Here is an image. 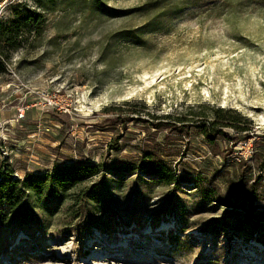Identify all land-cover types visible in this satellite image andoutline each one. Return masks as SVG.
I'll return each mask as SVG.
<instances>
[{"label":"rangeland","instance_id":"rangeland-1","mask_svg":"<svg viewBox=\"0 0 264 264\" xmlns=\"http://www.w3.org/2000/svg\"><path fill=\"white\" fill-rule=\"evenodd\" d=\"M15 7L42 22L0 39V173L99 169L7 209L0 264H264V0H0V21ZM219 108L249 130L209 142ZM150 159L177 182L125 170Z\"/></svg>","mask_w":264,"mask_h":264},{"label":"trees","instance_id":"trees-1","mask_svg":"<svg viewBox=\"0 0 264 264\" xmlns=\"http://www.w3.org/2000/svg\"><path fill=\"white\" fill-rule=\"evenodd\" d=\"M41 15L28 8H13L12 18L6 21H0V39L7 44L9 50H13L18 43V39L24 29L41 28ZM8 56H4L0 52V74L6 71V60ZM214 118L207 123H203L198 127L200 133L209 142H214L215 134L222 135L224 129L232 128L237 131H248V128L241 129L239 123L244 120L238 113L228 111L223 108L213 110ZM125 168V167H124ZM98 169L95 166L84 167L81 165H71L67 168L54 170L53 172L45 173L41 176H27L23 180H16L9 178L6 174L0 173V221H4L7 209L11 211L17 210L18 206L23 200V197L29 194L28 197L34 196L39 200L42 199L45 193L50 196L58 197L60 191H66L77 187L83 183L86 178L98 174ZM125 170L136 172L142 170L144 173L155 176L159 181L165 185H173L178 178L172 173V170L162 160L150 159L142 166H134V164L127 165ZM115 171V170H113ZM98 191L92 192V196L98 194ZM24 219H35L34 212L25 209L22 212ZM250 226L253 228L264 221V215H250Z\"/></svg>","mask_w":264,"mask_h":264},{"label":"built area","instance_id":"built-area-1","mask_svg":"<svg viewBox=\"0 0 264 264\" xmlns=\"http://www.w3.org/2000/svg\"><path fill=\"white\" fill-rule=\"evenodd\" d=\"M52 103H53V102H52ZM52 103H51V104H52Z\"/></svg>","mask_w":264,"mask_h":264}]
</instances>
